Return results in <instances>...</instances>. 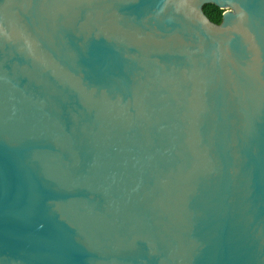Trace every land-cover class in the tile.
I'll use <instances>...</instances> for the list:
<instances>
[{
	"label": "water",
	"instance_id": "95a60500",
	"mask_svg": "<svg viewBox=\"0 0 264 264\" xmlns=\"http://www.w3.org/2000/svg\"><path fill=\"white\" fill-rule=\"evenodd\" d=\"M0 264H264V0H0Z\"/></svg>",
	"mask_w": 264,
	"mask_h": 264
},
{
	"label": "trees",
	"instance_id": "16d2710c",
	"mask_svg": "<svg viewBox=\"0 0 264 264\" xmlns=\"http://www.w3.org/2000/svg\"><path fill=\"white\" fill-rule=\"evenodd\" d=\"M205 13L215 23L220 24L223 20L224 10L215 4H208L204 7Z\"/></svg>",
	"mask_w": 264,
	"mask_h": 264
}]
</instances>
